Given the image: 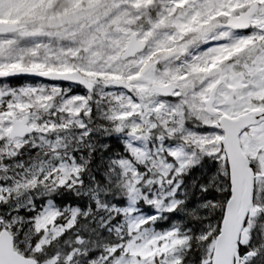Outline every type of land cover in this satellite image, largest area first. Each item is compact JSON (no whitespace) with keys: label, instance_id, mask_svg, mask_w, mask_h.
<instances>
[{"label":"snow or ice","instance_id":"1","mask_svg":"<svg viewBox=\"0 0 264 264\" xmlns=\"http://www.w3.org/2000/svg\"><path fill=\"white\" fill-rule=\"evenodd\" d=\"M0 264H264V0H0Z\"/></svg>","mask_w":264,"mask_h":264}]
</instances>
